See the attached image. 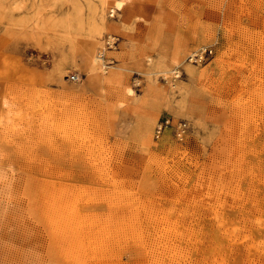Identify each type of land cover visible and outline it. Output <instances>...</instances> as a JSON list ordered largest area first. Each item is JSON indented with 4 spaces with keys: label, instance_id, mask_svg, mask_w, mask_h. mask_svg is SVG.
<instances>
[{
    "label": "rangeland",
    "instance_id": "obj_1",
    "mask_svg": "<svg viewBox=\"0 0 264 264\" xmlns=\"http://www.w3.org/2000/svg\"><path fill=\"white\" fill-rule=\"evenodd\" d=\"M0 264H264V0H0Z\"/></svg>",
    "mask_w": 264,
    "mask_h": 264
},
{
    "label": "built area",
    "instance_id": "obj_2",
    "mask_svg": "<svg viewBox=\"0 0 264 264\" xmlns=\"http://www.w3.org/2000/svg\"><path fill=\"white\" fill-rule=\"evenodd\" d=\"M212 56L211 50H199L192 54L188 61L192 64L198 65L207 62ZM71 81H75V77H71ZM168 129H171L176 139L181 140V138L187 132V125L185 123L177 122L173 123L172 119H161L157 122L154 129V138L159 139Z\"/></svg>",
    "mask_w": 264,
    "mask_h": 264
},
{
    "label": "snow or ice",
    "instance_id": "obj_3",
    "mask_svg": "<svg viewBox=\"0 0 264 264\" xmlns=\"http://www.w3.org/2000/svg\"><path fill=\"white\" fill-rule=\"evenodd\" d=\"M118 7L120 6V5H117Z\"/></svg>",
    "mask_w": 264,
    "mask_h": 264
}]
</instances>
